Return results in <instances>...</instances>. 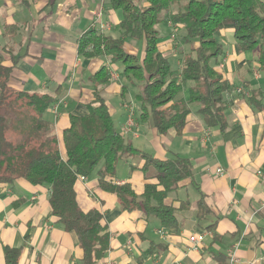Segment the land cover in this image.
I'll return each instance as SVG.
<instances>
[{
    "label": "crops",
    "instance_id": "crops-1",
    "mask_svg": "<svg viewBox=\"0 0 264 264\" xmlns=\"http://www.w3.org/2000/svg\"><path fill=\"white\" fill-rule=\"evenodd\" d=\"M110 3L0 0V54L6 65L14 64L9 84L17 90L50 93L57 98L45 118L55 124L64 157L63 130L69 124V114L87 111L96 88L93 76L105 66L109 80L98 88L112 117L118 109L108 97L121 95L126 113L118 128L125 139L156 158L181 156L193 164V176L181 181L165 200L176 209L177 227L162 225L158 218L138 209L124 211L116 194L101 189L96 177L77 181L79 204L85 210L98 208L110 233V247L101 258L108 257L115 264H229V250L234 248L239 264H264V68L258 52L256 56L239 50L236 39L219 59L218 71L232 84L226 92L225 129L207 127L200 103L194 102L181 133L170 130L160 134L141 120L138 92L135 97L126 95L128 85L121 67L108 56L88 58L79 53V38L89 29L100 30L103 24L106 34H120L123 13ZM220 33L227 43L234 29L227 27ZM131 40L126 49L137 53V43ZM141 42L140 58L144 55ZM176 43L161 31L160 49L168 57H178ZM183 52L176 65L185 58ZM129 81L136 85L134 79ZM142 83L137 85L139 91ZM193 85L187 81L178 97L189 99ZM131 119L134 123L127 129ZM134 156L139 160L131 163L128 156L122 173L118 161L116 183L131 182L141 194L147 182L156 181L155 169L150 165L144 170V158ZM218 168L223 172L218 174ZM50 194L49 187L25 179L0 183V264H6V247L21 249L18 264H82L83 249L77 236L65 230L52 214ZM202 231L208 234L195 249L189 236Z\"/></svg>",
    "mask_w": 264,
    "mask_h": 264
},
{
    "label": "trees",
    "instance_id": "trees-1",
    "mask_svg": "<svg viewBox=\"0 0 264 264\" xmlns=\"http://www.w3.org/2000/svg\"><path fill=\"white\" fill-rule=\"evenodd\" d=\"M110 5L123 13L118 26L120 34L114 37L89 29L79 38V53L88 58L108 56L112 63L121 64L122 77L131 80L136 76L143 82L136 95L141 120L149 122L160 134L170 130L181 133L188 121L190 104L198 102L205 125L225 129L226 92L232 84L217 69L226 52L217 33L232 27L238 49L257 50L264 68V2L111 0ZM167 18L185 31L176 42L191 47L176 68L160 49L157 26ZM128 39L144 41L142 58L126 49ZM13 66L6 65L0 54V183L25 179L49 187L52 214L65 230L77 236L84 252L82 264H94L106 254L110 233L98 208L85 210L79 204L76 183L81 176L96 177L101 189L116 194L124 211L141 210L168 227L180 224L175 207L165 200L181 181L193 176V164L181 156L156 158L125 139L98 88L109 80L105 66L93 76L96 88L87 111L69 114V124L63 130L65 157L54 122L45 118L57 98L50 93L13 88L9 84ZM190 80L194 85L189 99L179 98ZM251 100L254 102V96ZM124 155H140L145 160L144 170L150 165L155 169L156 181L147 182L141 194L131 182L116 183L117 163ZM20 253L18 247H6V264H18Z\"/></svg>",
    "mask_w": 264,
    "mask_h": 264
},
{
    "label": "rangeland",
    "instance_id": "rangeland-1",
    "mask_svg": "<svg viewBox=\"0 0 264 264\" xmlns=\"http://www.w3.org/2000/svg\"><path fill=\"white\" fill-rule=\"evenodd\" d=\"M262 1L264 2V0H262ZM176 9L177 8L174 7V10H176ZM157 28L159 30V35L160 36H161V31H162L164 34L168 33V35L172 36V38L174 40L176 38L180 37L181 35L185 34V31L183 29L180 30V27L177 24L173 23L172 21L168 20V18L166 19V21H163L160 24V26L158 25ZM217 37L222 41V44L224 45V47L226 49L230 48L231 44L233 42H235V40H236L234 34H228V39H226V40H228L227 43L223 42V40H222L223 38L221 37V33H217ZM127 42L132 43V40L128 39ZM135 42L137 43V47H136L137 53H135V54H137L138 57L140 58V56L142 55V52H143L142 42L139 39H135ZM175 50L178 53L177 54L178 57H174V56L170 57L174 68H176V61L177 60L179 61V59L182 57V54L184 53L183 51H185V53H190L191 52V47H190V45H184V44L176 43ZM247 51H251L252 53H254L257 56V52H258L257 50L252 49V50H247ZM172 52H174V51H172ZM117 65L120 66L121 64L117 63ZM132 79H134V82L136 83L135 86L132 85V82L129 81V79L127 77H124V83L128 85V90H127V94L126 95H130L131 94V95H133V97H135V94L137 92H139V89H140V86H141L140 85L141 84V80L138 79L136 76L132 77ZM137 85H140V86L138 87ZM108 99L118 109V112L113 115V118L115 120V123H116L117 127L120 128L121 121L123 120V118L125 116V113H126V110L123 108L122 97H121L120 94H112V95H110L108 97ZM137 112H139L138 108H137ZM140 112H141V109H140ZM128 156L131 157V158H128V159H130L131 163H136V161L139 160V156L124 155L119 160V163H118V165H119L118 166L119 167V173L123 172V169H124L123 165H125L124 163H125L126 158Z\"/></svg>",
    "mask_w": 264,
    "mask_h": 264
},
{
    "label": "built area",
    "instance_id": "built-area-1",
    "mask_svg": "<svg viewBox=\"0 0 264 264\" xmlns=\"http://www.w3.org/2000/svg\"><path fill=\"white\" fill-rule=\"evenodd\" d=\"M94 26H95V24L93 25V27ZM104 28H105V25L101 24L100 30L104 31ZM133 123H134L133 119H131L130 124L127 125L126 128L130 129L131 125H133ZM222 172H223L222 168L217 169L218 174H220ZM86 178L87 177H85V176H81L80 179L85 180ZM159 232L162 234H165L164 230H159ZM207 234H208V232H206V231L192 233L189 236V241L191 243V246L195 249H198L201 246V244L203 243V241L205 240V237ZM261 260H264V245H263V253L261 256ZM229 262H230L229 264H239L240 263V259L236 255V251L234 248H231L229 250ZM94 264H115V262L112 259L105 257V258L98 259Z\"/></svg>",
    "mask_w": 264,
    "mask_h": 264
}]
</instances>
